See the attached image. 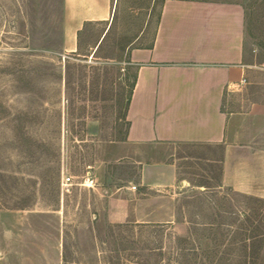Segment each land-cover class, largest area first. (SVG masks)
<instances>
[{"label": "rangeland", "instance_id": "374dc122", "mask_svg": "<svg viewBox=\"0 0 264 264\" xmlns=\"http://www.w3.org/2000/svg\"><path fill=\"white\" fill-rule=\"evenodd\" d=\"M164 1L114 0L65 51L63 0H0V264H264V199L219 186L216 148L124 143L128 55ZM231 1L246 16L239 104L262 101L264 0ZM172 159L176 186L140 185L138 162Z\"/></svg>", "mask_w": 264, "mask_h": 264}, {"label": "crops", "instance_id": "0c3cea01", "mask_svg": "<svg viewBox=\"0 0 264 264\" xmlns=\"http://www.w3.org/2000/svg\"><path fill=\"white\" fill-rule=\"evenodd\" d=\"M63 8L64 50L74 51L83 28L109 22L115 5L63 0ZM245 38V10L235 1L165 0L150 44L128 55L135 76L124 143L216 148L209 162L219 164V186L264 199V100L238 99L250 75ZM138 163L140 185L179 181L175 159Z\"/></svg>", "mask_w": 264, "mask_h": 264}, {"label": "built area", "instance_id": "2783aa9c", "mask_svg": "<svg viewBox=\"0 0 264 264\" xmlns=\"http://www.w3.org/2000/svg\"><path fill=\"white\" fill-rule=\"evenodd\" d=\"M242 82H245V80H243ZM71 177H67L66 179H65V181L66 182H70L71 181ZM93 183V178L91 177V175H87V176H85V178H84V185L85 186H88L89 184H92Z\"/></svg>", "mask_w": 264, "mask_h": 264}]
</instances>
